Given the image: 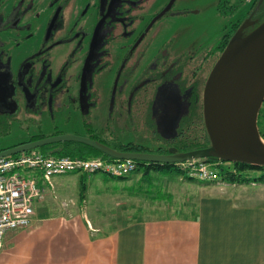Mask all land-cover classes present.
Listing matches in <instances>:
<instances>
[{"label":"flooded vegetation","instance_id":"af4514ba","mask_svg":"<svg viewBox=\"0 0 264 264\" xmlns=\"http://www.w3.org/2000/svg\"><path fill=\"white\" fill-rule=\"evenodd\" d=\"M199 1L51 0L39 11L36 0H0V128L23 113H42L52 117L51 136L62 135L57 113L68 114L67 125L81 114L75 134L120 152L162 156L208 147L207 79L241 25L258 19V6L243 19L246 1L218 0L216 17L230 24L212 42L219 21L202 24ZM37 31L39 40L26 44ZM104 97L109 117L97 129L94 113ZM42 138L34 134L0 152ZM165 164L137 161V169L157 172Z\"/></svg>","mask_w":264,"mask_h":264},{"label":"crops","instance_id":"0c3cea01","mask_svg":"<svg viewBox=\"0 0 264 264\" xmlns=\"http://www.w3.org/2000/svg\"><path fill=\"white\" fill-rule=\"evenodd\" d=\"M136 173L132 182L139 186L151 172ZM203 190L217 194L207 200L200 194V203L181 208L171 199L172 214L124 217L107 229L86 205L82 213L55 214L36 206L30 227L5 235L0 264H264V184L218 181Z\"/></svg>","mask_w":264,"mask_h":264},{"label":"rangeland","instance_id":"374dc122","mask_svg":"<svg viewBox=\"0 0 264 264\" xmlns=\"http://www.w3.org/2000/svg\"><path fill=\"white\" fill-rule=\"evenodd\" d=\"M39 2V11L43 10L47 2L51 0H36ZM40 1L42 2L40 4ZM218 0H200L199 6L202 7V10H205V21L203 20L202 24H213L219 18L216 17L215 8ZM242 13L243 19L246 15L251 12L252 2L254 0H243ZM223 17H221L222 19ZM34 23H36V18L31 17ZM219 21V20H218ZM229 26L230 21H219L211 29V41H217V38L220 34V28ZM191 31V29H190ZM37 37L29 40L26 44L35 43L39 40V31L36 32ZM106 97V95H105ZM101 104V107H98V112L94 113L95 119H93L94 126L97 129H101L106 124V118L108 115V105L106 98ZM264 105V103H263ZM263 107V106H262ZM262 109V108H261ZM40 116H27L25 113L21 116L22 118L17 121L16 125H9V128H0V147H7L10 145H18L23 141L29 140L32 135L40 134L41 132L50 137L54 132L53 121L51 115H46L40 113ZM82 115H73L71 123L67 125V120L69 118L66 113H57V121L59 129L65 132L64 134H75L73 131L76 129H82L83 118ZM109 117V115H108ZM12 130L10 135H6L7 130ZM263 126L259 130L262 131ZM261 133V132H260ZM38 149H34L33 152H40ZM107 156V155H106ZM104 155L90 156L85 159L98 158L104 162H109V158ZM212 163L211 166H208ZM183 165V164H182ZM187 165V163H186ZM206 172L201 173L205 174H218L224 168L232 169L233 164L231 162L219 161L211 162L207 161ZM143 175L145 170H141ZM213 174V175H214ZM174 179L173 184L167 180V177ZM138 174L135 173L131 175V178L128 180L119 179L111 177L105 173H94V174H85L82 172H73L68 174L56 175L52 178V184L55 188V195L52 193V190H49L47 198L42 202H36V206L41 207L42 209L47 207V212L55 214L59 209L67 208L75 212L83 211V206H87V212L90 218L96 216L97 222L100 225H103V228L107 229L108 225L118 226L123 222L124 217L127 220L133 218H140L144 216H161L165 214H172L171 209L168 208L171 205L170 200L174 203V206L179 205V208L182 207L186 202H201L200 194H203V186L207 183L188 181V179L183 178L179 173L164 174L151 172L150 177L144 179V183L147 181L151 182L153 186L144 184L143 182L140 185L134 186L132 179L137 178ZM211 182V181H210ZM150 183V184H151ZM228 182H226L227 184ZM212 185V184H210ZM169 186V187H167ZM215 186V185H213ZM173 189V195L170 197L169 192ZM166 189V190H165ZM214 192H207L203 194V197H206L205 200L209 199L208 197H213ZM82 196L86 199L83 201ZM264 197V195H262ZM178 200V201H176ZM67 206H65V204ZM207 204V201H206ZM156 206V208H151ZM54 207V208H53ZM150 207V209H149ZM161 207H163L161 209ZM226 206L225 208H228ZM129 216V217H128ZM94 220V219H93ZM112 226L108 229L110 230Z\"/></svg>","mask_w":264,"mask_h":264},{"label":"water","instance_id":"95a60500","mask_svg":"<svg viewBox=\"0 0 264 264\" xmlns=\"http://www.w3.org/2000/svg\"><path fill=\"white\" fill-rule=\"evenodd\" d=\"M262 2L259 0V4ZM254 25L253 30L246 33ZM203 100L204 122L210 140L206 148L172 155H148L120 152L83 135L62 134L2 150L0 157L59 142H78L113 159L175 164L214 158L264 167V139L258 126L264 103V20L247 19L231 38L209 74Z\"/></svg>","mask_w":264,"mask_h":264},{"label":"built area","instance_id":"2783aa9c","mask_svg":"<svg viewBox=\"0 0 264 264\" xmlns=\"http://www.w3.org/2000/svg\"><path fill=\"white\" fill-rule=\"evenodd\" d=\"M206 162L187 161L179 164V168L187 172L189 177L212 181L217 178L216 173L201 174L206 172ZM135 169L136 163L131 159L104 162L98 158H73L42 152L0 157V248L9 231L26 229L32 225L34 204L44 201L49 190L55 193L52 184L54 176L101 171L119 177Z\"/></svg>","mask_w":264,"mask_h":264},{"label":"trees","instance_id":"16d2710c","mask_svg":"<svg viewBox=\"0 0 264 264\" xmlns=\"http://www.w3.org/2000/svg\"><path fill=\"white\" fill-rule=\"evenodd\" d=\"M258 6L257 17L261 21L264 20V0L259 4V0H254L251 6ZM264 123V105L260 111L258 117V126L261 128ZM261 135L264 139V129H262ZM38 139L34 137V140ZM33 140V139H32ZM40 152L45 154H51L55 156H69L77 158H89L90 156L104 155L101 151L90 147L88 145L78 143V142H59L44 147L39 148ZM106 156V155H104ZM108 157V156H106ZM109 158V157H108ZM211 162H217V159L209 158ZM232 169L224 168L221 170L217 177L222 181L228 183H237V184H249V183H259L264 184V167L253 166L243 163H232ZM140 170V169H138ZM157 170L166 174H172L174 172L181 174L183 177H188V181L195 182L197 178L189 177L188 173L183 169L179 168L177 164H165L157 167Z\"/></svg>","mask_w":264,"mask_h":264}]
</instances>
